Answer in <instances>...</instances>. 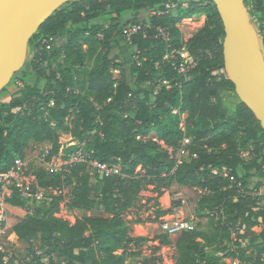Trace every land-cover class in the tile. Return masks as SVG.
<instances>
[{
  "label": "trees",
  "instance_id": "obj_1",
  "mask_svg": "<svg viewBox=\"0 0 264 264\" xmlns=\"http://www.w3.org/2000/svg\"><path fill=\"white\" fill-rule=\"evenodd\" d=\"M170 4L176 10L168 11ZM245 5L264 35V0H245ZM143 10L155 13L147 21L134 18L131 24L143 30L127 43L124 17ZM193 17L202 18L203 26L185 41L178 24ZM146 24L150 28L145 38ZM158 28L169 31L168 41L157 38ZM57 39L64 42L56 45ZM224 39L212 0H75L41 26L29 43L28 58L36 53L32 72L24 67L0 93V98L7 95L18 79L23 83L9 102H0V174L17 160L25 161L32 144L49 143L50 161L68 137L83 143L93 160L122 170L102 176L82 164L65 181L63 174L38 173L42 188L55 190L75 182L72 210L92 211L97 193L110 218L89 216L72 224L57 217L62 197L27 215L26 203L14 194L9 200L10 214L17 220L13 235L29 251L39 238L44 253L36 264H127L139 255L129 247L148 239L131 237L123 213L138 199L142 207L149 205L158 193L155 185L167 181L202 191L195 217L208 219V231L196 228L179 235L175 264H232L224 261L228 259L264 264V197L259 196L264 127L244 103L230 102L236 89L225 70ZM184 45L196 63L188 79L163 62L167 53ZM160 79L180 85L155 95ZM182 114H187L184 128L174 122ZM184 138L191 142L189 155L176 165L161 142L176 152ZM253 178L259 181L251 188ZM155 241L171 243L165 234ZM6 255L0 251V264H13L4 262Z\"/></svg>",
  "mask_w": 264,
  "mask_h": 264
},
{
  "label": "rangeland",
  "instance_id": "obj_2",
  "mask_svg": "<svg viewBox=\"0 0 264 264\" xmlns=\"http://www.w3.org/2000/svg\"><path fill=\"white\" fill-rule=\"evenodd\" d=\"M183 7H187L186 2L183 3ZM247 10L250 14L253 25L256 27L257 30H259L258 25L253 21V18L250 13V8L247 7ZM154 13V11L150 12L149 10H143L138 13L129 14L128 16L124 17V20L128 24H131L135 17H138V20L140 21H147L150 16L154 15ZM202 26L203 20L200 17L184 18L182 19L181 23L178 24V27L183 32L185 41H188ZM259 38L264 39V35H261L259 33ZM63 42L64 40L57 39L56 45L60 46ZM35 54V52H32L26 62L25 68L27 73L32 72L31 60L35 57ZM46 66L47 64L45 63L43 67ZM22 86L23 83L20 79H18L16 83L8 89V94L0 98V102H9L12 96L16 94V92ZM229 96L237 97L234 93H231ZM186 118L187 114H182L180 118L175 120L174 122L178 124L181 128H184ZM77 143L78 141L71 137H68L66 142L63 144L58 156L52 157L50 161H47V156L49 154V150L51 149V145L49 143L32 144L26 152L27 165L24 168V177L27 178L29 181L33 182V180L35 179L34 177L38 179L39 172H48L50 164L51 166H60L61 164H63V162H66L68 160V156H70L74 151L80 148ZM161 145L163 148L167 149L169 153L174 154V151L171 148H168L162 142ZM247 155L248 154L245 153L246 157ZM71 157H73V155H71ZM121 170L122 166L115 167L116 172H121ZM137 172L140 174H144L141 168H138ZM258 180V178L252 179L251 188H254L256 186ZM92 181L94 184H96L97 182L94 177ZM74 185L75 182L71 181V183H67L64 186L61 207L59 213L57 214V217L65 219L72 224H74L78 218H84L89 216H99L106 218L111 217V215L106 214L104 212L103 207L99 203L100 199L97 193H94L93 197L95 200H97L98 205L92 211L88 212L77 209L72 210L70 206L72 202V192ZM155 186H159L158 193L151 196L153 198V201L149 205H147L146 207H142L141 205L143 200L138 199L136 200L134 207L123 213V217L125 218L127 223L132 224L133 226L134 223H146L144 225L134 226L133 236L148 239V241H142L137 245H131L129 247V252L137 253L139 255L131 256L127 260V264H175L176 259L178 257L177 250L175 248V243L179 236H168L171 243L167 245H161L155 241V238L157 236L165 234L162 228L163 223H172L176 221L185 220L188 222H193L196 225V228L208 231V219H198L195 217V206L202 195V191L192 189L187 186H180L169 181L164 183H158ZM155 186L151 187V189L155 188ZM158 196L159 199H156V197ZM154 201H156V203ZM178 203H180V206L175 207V204ZM47 206L48 204H42L39 208ZM157 207H159V210L164 211L160 212ZM167 211H170L171 213H168L166 215H160ZM7 217L9 219V230H7L6 233H13V228L16 225L17 220L11 214H8ZM12 238H14V236ZM225 243L230 246V243L228 241H225ZM14 244L16 249L20 252H27V250H29V245L24 242L15 241ZM33 247L39 252L44 253V250L41 248L39 238L33 241ZM58 260L59 262H62L60 258H58ZM224 261L230 263L233 262V260L229 259Z\"/></svg>",
  "mask_w": 264,
  "mask_h": 264
},
{
  "label": "water",
  "instance_id": "obj_3",
  "mask_svg": "<svg viewBox=\"0 0 264 264\" xmlns=\"http://www.w3.org/2000/svg\"><path fill=\"white\" fill-rule=\"evenodd\" d=\"M75 0H0V93L28 60L29 43L57 10ZM225 28V70L236 96L264 127V39L252 23L245 0H212Z\"/></svg>",
  "mask_w": 264,
  "mask_h": 264
},
{
  "label": "built area",
  "instance_id": "obj_4",
  "mask_svg": "<svg viewBox=\"0 0 264 264\" xmlns=\"http://www.w3.org/2000/svg\"><path fill=\"white\" fill-rule=\"evenodd\" d=\"M176 5H167L166 9L168 11H173ZM150 25L146 24L144 29L149 30ZM143 28L136 24H129L124 30V37L127 43H132V37L134 35L142 32ZM148 30L144 32V37L148 36ZM157 38H161L164 41L169 40L170 33L167 29L158 28L156 29ZM48 44L47 42H44ZM163 62L170 63L174 72L177 75L184 76L185 79L189 78L191 71L196 67V63L192 56L190 55L187 46L184 45L182 49L176 51L174 54L167 53L163 58ZM160 67L159 63L156 64ZM175 81L160 79L156 85L155 95L161 89L171 90L174 86H178L179 83H174ZM149 83L148 85H150ZM180 85V84H179ZM177 114L178 111L173 112ZM190 139L184 138L179 149L173 153H170L176 161V165L182 164L189 155L188 146L190 145ZM80 147L78 150L74 151L68 156V160L63 162L60 166L49 165V173L52 174H63V179L65 181L67 175L72 173V170L76 167L87 164L91 166L93 170L99 175L109 176L111 174L117 173L115 168L110 170L105 165L100 164L96 160H93L90 155L84 150L83 143H77ZM27 165L26 160H17L15 166L7 173L0 174V251H6L7 255L4 257V262H12L13 264H36L41 252L34 249L33 251L27 250V252H20L12 245L6 247L7 243H14V235L12 232L6 233L9 230L8 217L9 211V200L13 199L14 194L18 195V198L26 203L24 209L25 214L32 215L42 204H50L54 197H62L64 192V182L63 186L59 189L52 188H42L36 177L32 181H29L24 177V168ZM162 228L164 233L168 236H179L184 231H192L196 229V225L193 222H188L185 220L176 221L172 223H163Z\"/></svg>",
  "mask_w": 264,
  "mask_h": 264
},
{
  "label": "crops",
  "instance_id": "obj_5",
  "mask_svg": "<svg viewBox=\"0 0 264 264\" xmlns=\"http://www.w3.org/2000/svg\"><path fill=\"white\" fill-rule=\"evenodd\" d=\"M135 18H138V17H135ZM44 144H47V143H44ZM259 181V180H258ZM259 196H261V197H264V185L261 187V189H260V191H259ZM156 199H159V196L158 197H156ZM155 203H156V201H154ZM157 209L159 210V207H157ZM160 212H163L164 210H159ZM144 224H146V223H139V224H135L134 223V226H137V225H144ZM128 225H129V227H130V229H131V232H130V235H131V237L132 238H140V237H135V236H133V225L132 224H129L128 223ZM239 262L237 261V260H233V262H232V264H238Z\"/></svg>",
  "mask_w": 264,
  "mask_h": 264
}]
</instances>
